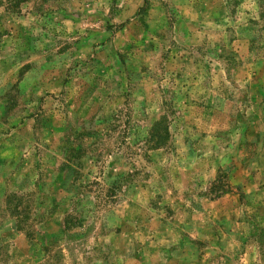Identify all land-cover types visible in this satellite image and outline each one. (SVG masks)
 Here are the masks:
<instances>
[{
    "label": "rangeland",
    "instance_id": "1",
    "mask_svg": "<svg viewBox=\"0 0 264 264\" xmlns=\"http://www.w3.org/2000/svg\"><path fill=\"white\" fill-rule=\"evenodd\" d=\"M0 264H264V0H0Z\"/></svg>",
    "mask_w": 264,
    "mask_h": 264
}]
</instances>
